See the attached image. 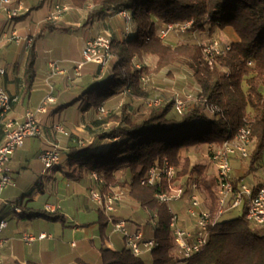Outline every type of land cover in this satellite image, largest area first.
I'll return each mask as SVG.
<instances>
[{
  "label": "trees",
  "instance_id": "obj_1",
  "mask_svg": "<svg viewBox=\"0 0 264 264\" xmlns=\"http://www.w3.org/2000/svg\"><path fill=\"white\" fill-rule=\"evenodd\" d=\"M69 1L72 7L79 9L92 5L90 15L96 20L104 16H116L121 11H125L129 17L128 21L124 19L126 26L123 39L111 40L110 49L114 59L112 74H104L101 81L82 96L92 89H99L96 105L98 114H101L99 109L103 108V102L122 94L143 100L146 108L140 114L137 112L135 117L124 109L120 116L110 115L106 119L99 116L94 119L92 125L95 128L112 124L96 133L90 143L79 146V140H75L77 148L68 154L73 167L100 177V182L95 183L97 192L104 199L107 193L114 195L119 189L125 190L130 202L144 211L147 232L143 234L157 244L147 253L151 256L152 264H173L177 261L184 264H264V225L257 226L246 219V198L238 208L224 212L213 225H208L206 244L189 259L182 258L169 227L170 209L181 219L185 218L187 193L193 183L198 186L204 201L203 207L208 210L211 220L219 209L216 174H206L204 165H193L190 158L182 157V149L207 145L210 160L214 146L247 127L253 146L247 159L248 174L256 172L263 159L264 0ZM187 22L191 23L190 28L179 32L181 25ZM169 26L172 30L167 36L174 32L181 35H210L216 29L231 28L236 39L227 43V51L211 57L210 66L202 52L204 44L200 42L175 46L165 44L160 34ZM56 31L65 29L53 22H45L32 39L24 72L27 93L36 73V44L46 33ZM145 56L157 58L155 72L171 70L176 65L186 66L191 71L196 87L194 96L197 103L188 107L182 115L175 111L173 99L159 106L148 107L146 100L149 94L141 82L142 73L146 70L132 65L135 57L141 59ZM113 140L118 142L109 150H99L101 142ZM165 161L177 171L181 181L184 179L182 187L185 195L175 210L170 204L155 198V187L140 184L148 169L161 166ZM120 171L127 174L123 181L116 174ZM241 180L246 183L244 176L237 178L233 175L234 191L238 190ZM256 185L248 186L256 191L264 185V180ZM237 209H241V213L227 219L226 216ZM102 212V226L106 225L109 216L115 222L120 220L113 213L107 215L103 208ZM28 215V218L61 220V217L44 211L30 212ZM100 254V264H145L143 256L146 254L135 256L128 248H101ZM76 264L87 263L77 260Z\"/></svg>",
  "mask_w": 264,
  "mask_h": 264
},
{
  "label": "crops",
  "instance_id": "obj_2",
  "mask_svg": "<svg viewBox=\"0 0 264 264\" xmlns=\"http://www.w3.org/2000/svg\"><path fill=\"white\" fill-rule=\"evenodd\" d=\"M43 1L12 0L11 7L22 8L12 20H7L5 14L0 13V68L4 70L0 74V88L17 99L8 117L18 121L26 112L38 108L45 99H52L47 105V112L39 116L41 136L26 138L8 163L13 186L5 189L0 196V221L5 222L0 232V264H76L77 260L87 264H100L101 248L121 250L126 248L125 241L120 234L112 231L108 221L102 226V208L91 198V192L97 191L92 174L78 167L74 168L69 161V151L77 148L75 140L86 132L82 128L84 123H75L69 127V131H65L63 125L56 123L55 118L73 106L80 112V106L77 105L80 97L102 79L98 75L99 66L83 62L82 50L85 43L99 36H108L112 28L109 23L113 22V18H118L121 22L124 19L118 15L93 19L89 5L79 9L72 7L69 0H51L48 13L39 14ZM55 4L67 7V11L60 12L58 19L53 22L65 31L46 33L41 40L50 34L75 35L82 31L79 59L69 61L68 67L63 66L64 61L50 59L44 51L40 52L37 43L36 73L27 93L24 72L29 48L40 26L53 12ZM93 27L96 28L94 34ZM12 34L18 36L17 41L11 38ZM28 40H31L30 43ZM50 63H55L62 73L52 74ZM80 64L82 66L78 68ZM109 72L106 70L105 74ZM110 100L102 104L107 105ZM81 110L84 112L85 109ZM86 114L84 112L81 115ZM56 125L61 126L64 133L56 131L53 128ZM91 141L93 137L87 142ZM117 142L118 140L101 142L99 150L107 151ZM108 143H111L109 147ZM53 146L59 148L61 161L58 167L44 173L38 156ZM232 166L233 175L237 178L252 175L248 174V166L244 161L235 159ZM46 206H52L55 210L47 211ZM132 207L135 206L128 198L121 200L115 204L112 215L123 220L130 232H147L144 211L143 218L134 212L135 220L124 219L123 214ZM37 211L59 216L61 220L28 218L30 212ZM27 234L35 237L43 234L45 238L28 245L22 240ZM147 255L149 254L144 256Z\"/></svg>",
  "mask_w": 264,
  "mask_h": 264
},
{
  "label": "built area",
  "instance_id": "obj_3",
  "mask_svg": "<svg viewBox=\"0 0 264 264\" xmlns=\"http://www.w3.org/2000/svg\"><path fill=\"white\" fill-rule=\"evenodd\" d=\"M12 0H0V13L3 12L7 20H12L17 17L22 10L21 7H11ZM53 12L48 16L46 22H54L58 19V14L67 11V7L55 4ZM107 13H110L108 11ZM123 19L128 21L129 17L125 11L118 13ZM191 23L187 22L179 28V32L183 33L190 28ZM172 30L169 26L167 30L162 31L160 36L165 37ZM5 38V37H4ZM13 40H18L16 34H12ZM2 38H0V43ZM29 43L31 40H28ZM111 39L109 36H99L93 40L87 41L82 50V59L84 63H93L104 69L112 59L111 54ZM229 49L228 45L220 44L216 40H212L203 47L205 60L211 66V57L224 53ZM78 66V68H80ZM49 68L52 74H61V70L55 63H50ZM4 70L0 68L2 75ZM141 82L145 84L143 76ZM15 97L9 96L2 88H0V196L2 192L10 186H13L12 177L9 174L8 163L12 154L22 147L26 138H35L41 136L39 127V116L47 112V105L52 102V99L45 101L35 110L28 111L22 119L16 121L8 117L12 111L13 105L16 103ZM164 101L154 97L146 100V105L159 106ZM174 109L177 114L182 115L186 111V102L175 100ZM99 112L104 115V108H100ZM56 131L64 133L61 126L53 127ZM84 143L79 141L78 145ZM250 130L247 127L239 129L230 139L224 141L218 146H214L210 155V161L214 166L217 179V202L218 212L214 219L211 220V215L208 210L203 207V199L199 194V189L196 183H193L187 193L188 205L185 210V218L180 216L170 209L171 218L169 227L174 237L176 247L179 249L183 259H189L193 254L199 252L206 244L207 228L209 224H214L224 212L238 208L243 199L247 201L246 219L254 225H264V185L253 191L243 180L240 181L238 190L234 191L233 178V160H247L251 154ZM39 161L43 166V172H49L55 167H58L61 161V153L57 146H53L38 156ZM93 179L100 182V177L93 173ZM140 184L143 186L155 187L154 194L160 202L173 204L181 202L185 195V190L182 187V181L177 176V171L169 166L165 161L161 166H154L147 170L142 177ZM165 186V189L162 187ZM122 192H117L114 195L106 196L105 199L97 192H91V198L94 203L104 209L108 215L115 211V204L119 202ZM47 211H54L52 206H46ZM108 223L112 227V231L120 234L126 248L133 255L141 256L150 253L157 245L153 239L146 238L141 231L130 232L123 220L117 222L109 216ZM5 226L4 221H0V232ZM41 234L37 237L25 235L22 240L26 244H31L35 240L44 239Z\"/></svg>",
  "mask_w": 264,
  "mask_h": 264
},
{
  "label": "rangeland",
  "instance_id": "obj_4",
  "mask_svg": "<svg viewBox=\"0 0 264 264\" xmlns=\"http://www.w3.org/2000/svg\"><path fill=\"white\" fill-rule=\"evenodd\" d=\"M57 1V0H54ZM62 1V0H60ZM51 5V0H44L42 11H39V14L42 12L48 13L49 7ZM90 9L93 8L92 5H89ZM54 9V8H53ZM112 16V15H109ZM121 18V17H119ZM113 22L110 21L109 26H112L111 31L109 33V37L111 40H122L124 36V29L126 26V21L121 22L118 18H113ZM121 23V24H119ZM37 29V27H36ZM35 29V30H36ZM96 28L93 27V34L95 33ZM82 33V31H80ZM78 34H50L46 36L43 40H39L38 48L39 51H44L46 54L49 55L50 59L64 61L63 66L69 65V61H73V59H79V49L82 43L81 35ZM166 37V36H165ZM236 39V34L233 32L231 28H225L224 30L216 29L213 31L212 34H185L181 35L178 32H174L169 34L166 38H163V42L167 45L175 46L178 44H185L187 42H200L202 44H207L212 40H216L220 44L225 45L227 43H231ZM37 45V44H36ZM228 45V44H227ZM36 49V59H37V47ZM48 52V53H47ZM157 58L152 56H145L143 58L135 57L133 59L132 65H134L137 69L141 67L145 68L146 71L142 73L144 82H145V89L146 92L149 94V98L157 97L164 102H167L171 99L173 100H182L186 102V109L190 106H193L197 103V99L195 98L196 87L194 85V81L191 77V71L186 66L176 65L175 67L171 68V70H162L160 72H155ZM71 65V64H70ZM114 65V59L110 60L109 64L104 68H99L98 75L104 76L106 70H109V75L112 74V67ZM72 66V65H71ZM68 67V66H67ZM36 71V67H35ZM146 73V74H145ZM97 84H94L95 86ZM92 86V87H93ZM98 90H91L88 94L81 96L79 103L77 105L80 106V112L76 109L75 106L67 109V111L61 112L59 117L55 118L56 123H60L63 125L65 131H69V127L74 126L75 123H84L82 128L86 129L85 134L82 137H77V139L84 144L94 137L96 133L100 132L111 126L112 123H109L107 126H103L101 128H95L92 125L94 119L98 118H107L110 115H117L120 116L124 109L126 111H130L133 117L137 116L135 114H140L146 110L145 106L143 105V100L138 98L128 97L127 95H118L112 97L110 102L106 105L103 104L102 107L104 108L105 114H98L96 111V105L99 101ZM106 105V106H105ZM81 109H85L84 112H87L85 116H82L84 112ZM82 112V113H81ZM86 119V121H85ZM85 121V122H84ZM89 124V125H88ZM94 139V138H93ZM108 147L111 143H108ZM207 145H201L198 147H191L188 150L182 149L180 151V155L182 157L190 158V161L193 165L200 164L206 167V174H215L214 166L210 163L209 160V150L207 149ZM253 150V146L251 147V151ZM242 161V160H241ZM246 165L248 166V160H244ZM118 177H120V181L126 179L127 174L124 172H117ZM252 175H245L244 179L245 182L249 186H255L260 181L264 180V158L261 160L259 168L256 172L251 173ZM93 178V173H92ZM96 176H98L96 174ZM252 176V177H251ZM123 177V178H121ZM184 181V179H182ZM182 181V182H183ZM257 186V185H256ZM100 189V188H98ZM117 189V188H116ZM118 192H122L123 196L120 197V200L127 199L125 195V190L119 189ZM109 196V193L106 194ZM186 199L184 198V202ZM186 203V202H185ZM178 203L170 204L171 208L175 210ZM179 207V206H178ZM101 208V207H100ZM138 213L140 218H143V212L139 207H132V209H127V211L123 214L124 219H133V213ZM182 213V210L180 211ZM241 213V209H237L233 211L231 214L227 215V219L235 218ZM147 219V218H146ZM108 229V234L110 232V227ZM143 233V232H142ZM144 263L145 264H152V259L150 255L144 256ZM179 262V261H177ZM174 264V263H173ZM175 264H183L181 261Z\"/></svg>",
  "mask_w": 264,
  "mask_h": 264
}]
</instances>
